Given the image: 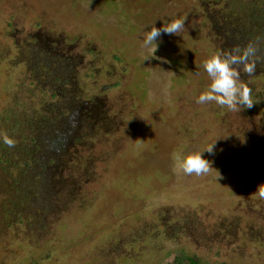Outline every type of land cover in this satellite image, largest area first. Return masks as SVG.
Segmentation results:
<instances>
[{"label":"rangeland","instance_id":"rangeland-1","mask_svg":"<svg viewBox=\"0 0 264 264\" xmlns=\"http://www.w3.org/2000/svg\"><path fill=\"white\" fill-rule=\"evenodd\" d=\"M250 42L264 0H0V264H264V60L251 109L195 103L202 62Z\"/></svg>","mask_w":264,"mask_h":264},{"label":"clouds","instance_id":"clouds-1","mask_svg":"<svg viewBox=\"0 0 264 264\" xmlns=\"http://www.w3.org/2000/svg\"><path fill=\"white\" fill-rule=\"evenodd\" d=\"M185 27L183 18H175L168 23H162L160 28L148 26L142 43L141 54L144 61L149 59L147 53H155L158 40L163 35H176ZM264 60L260 55L258 46L248 43L240 52L230 51L223 54H214L202 62L201 67L207 74L209 84L207 89L201 91L195 97V103L199 105L215 104L230 112H238L241 109H251L258 99H253L252 89L243 82L241 75L251 78L257 68V64ZM0 141L8 147H13L15 141L8 135L0 137ZM216 141L209 143L200 151L183 156H176L175 162L180 171L186 176L197 177L207 175L212 168V162L203 157V153L213 154ZM252 196L264 200V183L259 184Z\"/></svg>","mask_w":264,"mask_h":264},{"label":"trees","instance_id":"trees-1","mask_svg":"<svg viewBox=\"0 0 264 264\" xmlns=\"http://www.w3.org/2000/svg\"><path fill=\"white\" fill-rule=\"evenodd\" d=\"M168 264H203L202 261L196 257L178 255Z\"/></svg>","mask_w":264,"mask_h":264}]
</instances>
